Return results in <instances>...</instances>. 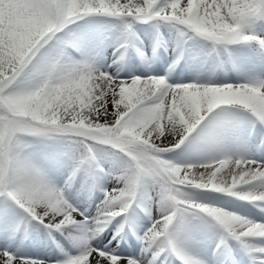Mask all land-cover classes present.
<instances>
[{
    "label": "snow or ice",
    "instance_id": "snow-or-ice-1",
    "mask_svg": "<svg viewBox=\"0 0 264 264\" xmlns=\"http://www.w3.org/2000/svg\"><path fill=\"white\" fill-rule=\"evenodd\" d=\"M0 264H264V0H0Z\"/></svg>",
    "mask_w": 264,
    "mask_h": 264
}]
</instances>
